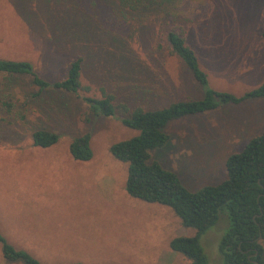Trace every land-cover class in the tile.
<instances>
[{
	"label": "rangeland",
	"instance_id": "1",
	"mask_svg": "<svg viewBox=\"0 0 264 264\" xmlns=\"http://www.w3.org/2000/svg\"><path fill=\"white\" fill-rule=\"evenodd\" d=\"M184 34L210 86L243 95L264 80V0H149L138 10L118 0H0V57L29 60L45 79L66 76L82 58L78 93L47 90L36 96L30 76L0 75V231L43 264H188L171 249L173 237L193 236L168 206L132 197L128 163L110 151L137 130L122 107L155 109L199 99L203 87L171 51L170 30ZM88 87L89 89H87ZM114 97V117L92 114L83 96ZM61 134L41 148L33 132ZM264 131V98L227 103L171 122L169 143L153 158L179 174L192 191L227 178L226 160ZM91 133L89 161L69 147ZM226 212L201 236L210 264H221ZM264 245V240H261ZM0 264L7 261L0 243Z\"/></svg>",
	"mask_w": 264,
	"mask_h": 264
},
{
	"label": "trees",
	"instance_id": "2",
	"mask_svg": "<svg viewBox=\"0 0 264 264\" xmlns=\"http://www.w3.org/2000/svg\"><path fill=\"white\" fill-rule=\"evenodd\" d=\"M118 1L123 8L138 10L149 0ZM167 41L171 51L182 59L203 87L204 95L155 109L137 107L129 111L122 107V123L138 131L133 137L110 146L114 157L128 163L126 190L130 196L142 201L170 207L184 226L197 230L193 236L179 235L170 241L171 249L187 257L190 260L188 264H210L200 239L217 224L223 211L228 215L229 227L219 243L221 264H264V245L261 242L264 240V131L251 138L240 152L229 155L225 180L196 191L190 190L178 173L153 158V152L168 145L170 135L166 128L171 122L216 110L227 103L239 104L248 98H264V80L243 95L212 88L207 72L201 67L196 51L187 44L184 34L172 29L167 34ZM82 69V58H76L70 63L64 78L51 81L40 75L29 60L0 57V75L4 80L11 81L18 75L30 76L38 89L36 96L47 90L78 93L82 89ZM5 96L0 95V102L11 111L12 103ZM83 98L92 114L106 117L117 114L112 95H87ZM60 138V133L46 128L33 132V144L41 148L55 145ZM91 139V133L72 139L69 150L76 160L93 158ZM0 243L7 261L43 264L28 250L9 242L1 231Z\"/></svg>",
	"mask_w": 264,
	"mask_h": 264
},
{
	"label": "water",
	"instance_id": "3",
	"mask_svg": "<svg viewBox=\"0 0 264 264\" xmlns=\"http://www.w3.org/2000/svg\"><path fill=\"white\" fill-rule=\"evenodd\" d=\"M257 254V253H256ZM257 264H261L260 262H257Z\"/></svg>",
	"mask_w": 264,
	"mask_h": 264
}]
</instances>
